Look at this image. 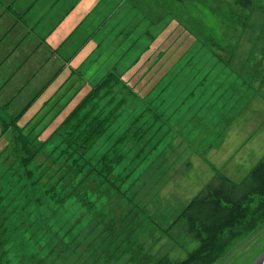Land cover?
Listing matches in <instances>:
<instances>
[{
	"label": "rangeland",
	"instance_id": "rangeland-1",
	"mask_svg": "<svg viewBox=\"0 0 264 264\" xmlns=\"http://www.w3.org/2000/svg\"><path fill=\"white\" fill-rule=\"evenodd\" d=\"M47 1L30 8L39 39L57 19ZM89 11L62 45L79 46L68 62L86 54L65 78L51 80L60 59L33 41L0 66L1 262L177 264L221 226L212 264H254L264 254V0H99ZM18 33L26 26L0 11V61ZM92 118L105 127L89 147L78 132L67 140Z\"/></svg>",
	"mask_w": 264,
	"mask_h": 264
},
{
	"label": "crops",
	"instance_id": "crops-1",
	"mask_svg": "<svg viewBox=\"0 0 264 264\" xmlns=\"http://www.w3.org/2000/svg\"><path fill=\"white\" fill-rule=\"evenodd\" d=\"M17 0H8L6 2L0 1V5L2 9L0 11L2 13H9L13 14L15 17V23H21V25L26 26V35L25 37H22L21 33H18V36H15L11 39L9 42V46L11 47V51H9L3 59L0 61V66L1 64L5 65V62H7L9 59H12L13 56H11L12 52L17 49L20 45L27 43V41H30L33 44L36 42L40 44H45L47 47H49L50 50V56L49 59H60L59 61V67L54 73L53 77L51 80L56 77V74L58 75L57 77H60V80L68 76L69 74V64L72 65H79L81 61L84 59L85 55L83 54L81 57L80 55H77L75 58H73L72 61L75 63L68 62V55L71 56L74 51L78 50V47H76L75 50L72 52L68 50H65L63 48L62 50V45L69 40V38L73 35L76 34L77 30L81 27L82 20L85 18L86 14L90 12L89 10H93L99 0H96L88 12L81 10L83 7V1L84 0H51L47 1L44 8L47 9L49 12L50 10H54L57 12V19L56 22H50L52 26V30L47 34L46 38H41L38 37L39 35H44L46 32L41 30L38 31L36 29V22H33V17L30 16V8L32 6H38L41 5V3L45 0H31L28 2H25L26 4L24 5L25 8H20V11L17 12L15 8V2ZM56 2V3H55ZM55 3V5H54ZM72 4V5H71ZM71 7L69 8V6ZM64 14V15H63ZM63 15V16H62ZM63 20V21H62ZM82 28V27H81ZM81 34V33H80ZM58 45V48H52L50 45ZM82 54V53H81ZM23 58V57H22ZM20 58L17 60V65H19L20 61L22 60ZM27 57L26 59H28ZM67 62V63H66ZM17 69V68H16ZM37 95V94H36Z\"/></svg>",
	"mask_w": 264,
	"mask_h": 264
},
{
	"label": "trees",
	"instance_id": "trees-1",
	"mask_svg": "<svg viewBox=\"0 0 264 264\" xmlns=\"http://www.w3.org/2000/svg\"><path fill=\"white\" fill-rule=\"evenodd\" d=\"M84 104H86V102H82L81 106L79 107L80 109L83 108ZM73 118H77V116H73ZM69 120V118L67 119V121ZM79 124L82 123H76L73 124L71 127V130L67 133L68 135V139L70 137V141L71 137L75 135L76 132L82 134L81 135H76V137H79V141L81 143H83V147L84 149H86L87 147H89L93 141L95 139H97L100 134L103 132L104 127H105V123L104 121H98L96 118H92L89 122L85 123L83 122V126L85 125V127L87 128V133L83 134L86 131H80V127L78 126ZM81 126V125H80ZM21 141V145H20V149H23L24 152H26L27 156L29 157H34V153L31 151V144H29L28 141H24L21 137V135H15L13 142H16L18 145L20 144ZM23 141V142H22ZM33 155V156H32ZM261 204L259 205V208L261 207ZM263 210V207L262 209ZM229 217L227 219V222L229 221ZM229 222H232L231 220ZM226 223V222H225ZM233 224V223H232ZM226 225V224H225ZM211 233V240H202L200 242L199 247H197L195 250H193L192 252H190L187 257L180 261L177 264H212L214 259L218 258V256L225 250V247L223 245H219V238L221 237V233H224V230L222 229L221 226L217 227L216 229H213L212 231H210ZM2 246H3V242L0 241V264H3L1 262V258L3 257V253L4 250H2Z\"/></svg>",
	"mask_w": 264,
	"mask_h": 264
},
{
	"label": "water",
	"instance_id": "water-1",
	"mask_svg": "<svg viewBox=\"0 0 264 264\" xmlns=\"http://www.w3.org/2000/svg\"><path fill=\"white\" fill-rule=\"evenodd\" d=\"M254 264H264V254Z\"/></svg>",
	"mask_w": 264,
	"mask_h": 264
}]
</instances>
